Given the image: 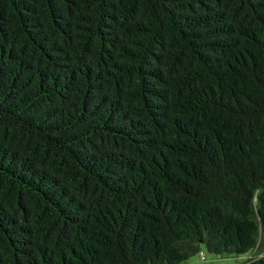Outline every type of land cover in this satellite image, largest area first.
<instances>
[{
  "label": "trees",
  "instance_id": "obj_1",
  "mask_svg": "<svg viewBox=\"0 0 264 264\" xmlns=\"http://www.w3.org/2000/svg\"><path fill=\"white\" fill-rule=\"evenodd\" d=\"M202 245L264 264V0H0V264Z\"/></svg>",
  "mask_w": 264,
  "mask_h": 264
},
{
  "label": "rangeland",
  "instance_id": "obj_2",
  "mask_svg": "<svg viewBox=\"0 0 264 264\" xmlns=\"http://www.w3.org/2000/svg\"><path fill=\"white\" fill-rule=\"evenodd\" d=\"M251 255L252 250L238 255H218L209 252L205 245H202L200 252L190 256L181 264H239L247 260Z\"/></svg>",
  "mask_w": 264,
  "mask_h": 264
}]
</instances>
